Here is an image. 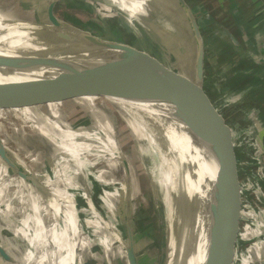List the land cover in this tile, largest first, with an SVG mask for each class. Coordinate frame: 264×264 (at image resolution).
Returning <instances> with one entry per match:
<instances>
[{
  "label": "crops",
  "instance_id": "1",
  "mask_svg": "<svg viewBox=\"0 0 264 264\" xmlns=\"http://www.w3.org/2000/svg\"><path fill=\"white\" fill-rule=\"evenodd\" d=\"M188 3L198 7L201 14V22L206 28L199 29L203 43L204 38H207L216 44V49L208 51V55L204 50V103L214 113L213 119H217L213 123L215 129L222 133L220 145L226 146L223 156H234L239 160L235 166L238 181L235 180L234 183L237 199L240 200L237 204L245 205L243 199L250 195L247 190L249 187H252L254 198L252 207L246 206L247 211L240 208L239 212L234 213V232L227 241L228 257L231 264H264V63L261 62L264 60V3L256 0H188ZM228 16V20L236 22L234 24L237 25V37L240 40L245 37L243 41L247 47L258 56L255 70L245 68L244 60H250L251 57L243 55L241 42H238L237 37H232L229 26L225 27L228 25ZM88 25L95 26L97 31L108 27L95 19L89 20ZM219 26L221 31L217 28ZM185 28H188L187 23ZM111 29L114 30L110 27ZM116 30L117 28L114 32ZM189 37L193 48L190 34ZM115 42L121 44L118 40ZM125 46L135 49L133 45ZM145 54L152 56L148 52ZM216 74L219 79L214 82ZM255 83L261 91L259 97L253 90ZM95 98L91 94L75 97V100L80 99L86 103L89 109V115L83 123H92L90 112L97 113L94 108ZM259 98L263 103H258ZM248 99L257 103L249 102ZM63 100L54 99L48 104L54 111L52 115L56 119L53 122L56 132L62 134L58 139V150L61 155L67 156H59V160L53 162V166H59L63 172L62 179L67 182L64 188H58L55 185L60 178L53 177L54 187L50 196L54 200L51 203H60L61 209V212L54 213L55 217L61 218L60 224L52 227L55 242L49 239L46 231L43 213L45 206L29 188L28 179L20 173L10 175L6 167L0 164V203L10 202L11 209L15 207L13 204L18 208L26 207L27 211L21 220L24 228L15 231L14 235L21 236L31 246V252L11 254L0 243V248L10 258L7 260L0 254V264H72V251L76 253L74 264H88L90 261L85 263L88 255H92L95 260V263L89 264H129L125 249L127 227L130 225L133 231L139 218V210L132 204L137 180L133 168L125 154L118 152L117 139L110 127L97 122L99 131L92 132L81 128L74 131L62 122L55 106ZM25 109L29 111L24 108V113ZM220 109L226 110L220 113ZM35 128L41 134L49 136L39 125ZM55 141L56 139L53 142ZM64 171L72 172L64 175ZM241 172L244 173L243 176L240 175ZM250 175L252 180L248 184L245 179ZM7 179H10L11 187H8ZM74 185L79 189L77 199L69 191ZM10 188L13 192L6 193ZM84 204L90 208L92 215V219L84 224L92 227V233L91 237L88 234L87 237L79 238V221L74 207ZM137 233L140 232L137 231L135 236ZM135 240L138 252L137 238ZM70 242L73 243L72 249ZM220 264H226L224 258Z\"/></svg>",
  "mask_w": 264,
  "mask_h": 264
},
{
  "label": "rangeland",
  "instance_id": "2",
  "mask_svg": "<svg viewBox=\"0 0 264 264\" xmlns=\"http://www.w3.org/2000/svg\"><path fill=\"white\" fill-rule=\"evenodd\" d=\"M24 1L28 3L32 2V7H42L44 12L46 5L50 2L49 0ZM182 1H184L186 7L192 11L193 18L198 28L200 27L199 29L202 30L206 29L205 25L201 22V14L198 7L188 3V0ZM97 2L98 1L95 0H59L54 6V14L59 20L57 18L55 19L65 27L70 28L69 26H71L90 34L97 35L99 33L97 36L103 40L114 42L115 40H118L121 44L133 45V48L142 54L148 52L152 55L150 57L155 59L158 63L161 70H168L173 73L177 69L183 71V66L186 65V71H190L191 67L187 60L190 59L192 47L189 37L190 29L185 28V21L183 22L187 34L183 37L177 34L178 31H176L173 25L171 26V23L168 22V17L159 11L155 5L149 2H146L144 6L146 9L145 14L139 16L129 15L127 11H120L118 7L109 3L98 2V4ZM256 2L264 3V0H256ZM211 8H213V6ZM89 9H93V11ZM208 9L211 11L210 8ZM224 15H226V13H224ZM229 18V16L228 18L226 17L228 25L225 27L229 26L228 28L232 37L236 39L237 25L234 24L236 22L231 19L228 20ZM249 18L252 19L251 17ZM91 19H95L96 21L100 20L102 21V24H105V26L108 27L105 28V30L97 31L98 29L96 30L95 26L92 25L91 27V25H88V21ZM120 19L123 20L121 21ZM110 27L114 28V30H110ZM115 28H117L116 32H114ZM217 28L220 31L222 30L220 26ZM175 35L177 40L174 39ZM221 37H223V35H221ZM237 39L243 46V55L251 57L250 60H244L246 65L245 68L249 67L250 69L255 70L257 68L258 56H256V53L253 52L252 49L247 47L248 45L243 41V39H246L245 37L241 40L239 37H237ZM178 40L181 42L184 41L183 43L186 44L184 47V54H182L181 57V54H179L181 46L176 43L179 42ZM204 41V43L202 41V45L206 53L216 49L214 48L215 43H211L207 38H204ZM3 48L6 51L24 49L18 45H4L0 47V50ZM185 53L187 55L186 59ZM52 67L56 68L55 73H59L61 78L65 77L66 73L63 70H57L59 67L56 66ZM43 68L45 69V67H35L13 72H0V94L3 97V103L0 104V110L2 111V116L0 117V143L6 148V151L12 159L20 163V165H22L24 169L38 181L41 188L47 192V195L50 196L52 188L54 187V185H52L53 177L58 176V178H60L58 184L55 185L58 188H64L65 183H67L62 179L63 172L59 169V166H53L55 165V160H59V156L67 158L65 154H63L64 156L61 155L57 146L58 139L61 138L62 134L56 132V126L53 124L56 119L54 115H52L54 111L51 110L48 105L51 104L54 99H47L46 97H49L48 95H50V92H46V97H32L33 99H30L31 101H25L29 99L28 96L31 97L34 94L32 90L44 82L43 80H45V77L42 75L43 70H40ZM218 79L219 77H217L216 74L214 76V82H217ZM252 79L255 82V78L252 77ZM25 84H28L29 86H25ZM249 88H252V86ZM253 90H255V93L258 95L257 97H259L261 91L258 89L256 83L253 85ZM95 97L94 108L97 113L92 114L90 112L92 120V123L90 124L83 123L86 116L89 115V109L85 105L86 103L80 99L78 101L77 99L75 100V98H65L60 104L55 106V109L62 122L74 131L80 128L81 130L92 132L99 131L97 122H99L100 125L103 124L104 126L106 125L111 128V131L117 139L118 152L125 154L137 179L132 204L137 207V210H139L137 213L139 218L136 221V227L133 226L134 234L137 231L140 232L139 234L137 233L136 236L138 248L136 256L138 258V264H168L167 234L176 223L177 203L175 202L172 205L160 204L159 207H155L148 184V177L141 169L142 167L137 159L131 135L121 118V115L112 104L106 101L102 96L98 95ZM248 101L257 103V101L252 99H248ZM259 102L263 103L260 101V98L258 100V103ZM215 106H218V104ZM24 108L29 109V111H26L25 109L24 113ZM224 110L226 109H220L219 112L222 113ZM37 125L45 129L49 136H45L44 133L41 134L42 132L35 128ZM55 139L56 141L53 142ZM230 159L231 166L228 167V170L222 171L225 199L228 203L227 208L234 213L239 212L240 208H242V211H247L246 206L252 207V201L254 199L252 195V187L247 188L250 195L243 199L245 205H242V203L237 204V201L240 200L237 199L238 194L235 190L234 183L235 180L238 181V173L236 172L237 169H235V166L236 163H239V160L234 156H231ZM4 162L5 161L0 154V164L6 167L7 172L10 175H14V170L11 169L10 166L8 167ZM64 172V175H70L72 171ZM240 175L243 176L244 173L241 172ZM251 180V175L248 179H245L248 184H250ZM77 184L79 185L78 182ZM7 185L8 187H11L12 184L10 179H7ZM28 185L29 188L33 190L34 195L38 197L41 204L46 207V212L51 213V215L46 213L44 216L46 227L51 229L60 224L61 218L59 216L55 217L54 214L58 211L61 212L60 203L54 201V204L52 203L53 205L51 207H47L44 200L45 198L42 194H40V192L29 183ZM74 186H71L72 189L69 188V191L72 193L73 197H75L74 199H77L76 197L78 196L79 189ZM12 192V188L6 190V193ZM241 196L242 194H240V197ZM50 199L51 202L54 200L51 196ZM73 203L77 204L74 200ZM13 206L15 207H12L11 209L10 202L0 203V243L5 249H7L8 253L11 254H22L25 251L31 252V246L29 243L21 236L14 235L15 231L24 228L21 225V220L27 209H25L26 207L18 208L15 204H13ZM74 209L78 215L79 238L82 236L87 237L88 234H90L91 237L92 227L84 224V222L92 219V215H90L91 210L89 211L90 208L84 204L83 206L81 205L78 207L75 205ZM227 218L229 219V217ZM91 256L88 255V259L85 263H88V261H90L89 263L95 261ZM121 264H123V262Z\"/></svg>",
  "mask_w": 264,
  "mask_h": 264
},
{
  "label": "water",
  "instance_id": "3",
  "mask_svg": "<svg viewBox=\"0 0 264 264\" xmlns=\"http://www.w3.org/2000/svg\"><path fill=\"white\" fill-rule=\"evenodd\" d=\"M49 1L45 15L57 18L54 6L59 0ZM175 1L184 11L185 22L190 29L193 45L189 59L190 71L185 68L183 71L177 69L173 73L161 70L155 59L148 54H142L124 44L103 40L97 36L99 33L90 34L63 22L75 32V38L64 43L43 42L24 49L0 51V72L45 67L40 69L43 70L44 82L32 90L34 94L28 96L29 99L24 98L28 99L25 101H31L32 97H46V92H50L47 99H68L84 94L101 96L81 77L67 69L66 64H88L95 59H107L118 66L126 76L142 86L170 112L192 147L197 176V192L196 197H193L195 203L191 220L196 233L193 264H220L222 258L226 264H231L227 241L234 232L236 218L234 212L227 208L222 182V171L228 170L231 159L223 156L226 146L220 145L222 133L215 129L213 123L217 119H213L214 113L204 103V48L199 28L185 2ZM261 62L264 63V60ZM52 66L63 70L65 77L61 78L59 73H55L56 68ZM2 98L0 94V104L3 103ZM0 154L4 163L15 174L20 173L21 165L12 159L1 143ZM24 172L29 174L25 169ZM28 183L43 192L38 181L30 174ZM135 239L136 236L128 225L125 249L129 264H138ZM0 254L10 260L1 248Z\"/></svg>",
  "mask_w": 264,
  "mask_h": 264
},
{
  "label": "bare ground",
  "instance_id": "4",
  "mask_svg": "<svg viewBox=\"0 0 264 264\" xmlns=\"http://www.w3.org/2000/svg\"><path fill=\"white\" fill-rule=\"evenodd\" d=\"M95 1L109 3L133 16L144 15V6L149 2L168 17V22L175 25L177 34L183 37L187 34L183 22L186 21V15L175 0ZM31 5L32 2L24 0H0V47L18 45L25 48L54 41L64 43L76 37L70 28L63 26L52 16L47 17L42 7ZM174 39L177 40L176 35ZM183 42H176L181 46L180 57L185 51L186 44ZM0 51L6 50L3 48ZM65 67L86 81L121 115L131 135L141 169L148 177L155 207L177 203L176 223L167 234L168 264H193L196 233L191 220L194 214L193 197H196L197 192V176L194 154L188 138L159 101L109 60L95 59L88 64H66ZM21 168V175L29 179V174L24 172L22 165ZM40 194L45 198L46 206L51 207L47 192L43 189ZM43 213L44 216L46 213L50 215L46 212V207ZM46 228L49 239L54 243L55 234L52 228ZM70 246L72 249L73 243ZM71 260L72 264L76 262L75 251L71 252Z\"/></svg>",
  "mask_w": 264,
  "mask_h": 264
}]
</instances>
